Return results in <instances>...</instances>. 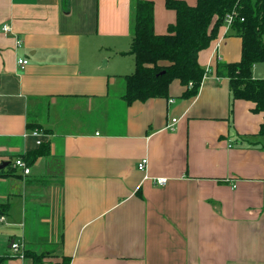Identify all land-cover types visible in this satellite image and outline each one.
<instances>
[{
  "label": "crops",
  "instance_id": "0c3cea01",
  "mask_svg": "<svg viewBox=\"0 0 264 264\" xmlns=\"http://www.w3.org/2000/svg\"><path fill=\"white\" fill-rule=\"evenodd\" d=\"M136 1L0 0L4 264H34L32 253L38 264H264V113L216 75L240 61L242 39L223 26L200 52L196 97L174 81L169 98L127 105ZM152 1L165 35L176 13ZM39 142L50 153L26 175L15 162Z\"/></svg>",
  "mask_w": 264,
  "mask_h": 264
},
{
  "label": "trees",
  "instance_id": "16d2710c",
  "mask_svg": "<svg viewBox=\"0 0 264 264\" xmlns=\"http://www.w3.org/2000/svg\"><path fill=\"white\" fill-rule=\"evenodd\" d=\"M165 6L176 13V23L169 26L167 34L157 35L154 1L137 0L134 5L129 53L134 57L135 71L124 77L126 104L169 98L174 81L185 88L183 98L196 97L206 75L199 64V54L217 38L220 28L225 26V17L236 11L238 17L231 31L242 39L241 59L237 63H218L216 75L229 79L232 100L252 102L255 113H264V79L253 77L254 66L264 64V0H196L195 6L185 0H165ZM259 135L264 137V122ZM49 153V145L41 143L22 160L31 167ZM3 176L0 173V178ZM3 206L0 205V210ZM33 255L27 257L38 264L39 257ZM5 261L0 257V264Z\"/></svg>",
  "mask_w": 264,
  "mask_h": 264
},
{
  "label": "built area",
  "instance_id": "2783aa9c",
  "mask_svg": "<svg viewBox=\"0 0 264 264\" xmlns=\"http://www.w3.org/2000/svg\"><path fill=\"white\" fill-rule=\"evenodd\" d=\"M237 17H238V13L236 11L228 14L225 17V26L228 28H231L234 19ZM241 21H243V19ZM11 30L12 29H11V26L9 24H4L2 26V31L5 34L11 32ZM20 44H21V41H18L17 45H20ZM28 64H29V62L24 58H19L17 60V66L21 71L25 70V68L28 66ZM190 87H192V84H190ZM176 123H177V119H173L167 128L170 131H174V126ZM32 134L36 137H38L40 135V133L37 130L33 131ZM39 144H41V142H39ZM147 165H148V159L144 158L138 164V169L142 172H145L147 169ZM15 166L21 168L23 170L24 174H26V175L30 174V168L26 165V163L23 160H21V159L17 160L15 162ZM154 184L158 185V186H165L167 184V179L156 178V179H154ZM3 222H5V217L2 216V217H0V223H3ZM11 250L13 252V256L19 257V258L25 257L24 256V248L22 245H20L18 243H13L11 246Z\"/></svg>",
  "mask_w": 264,
  "mask_h": 264
},
{
  "label": "water",
  "instance_id": "95a60500",
  "mask_svg": "<svg viewBox=\"0 0 264 264\" xmlns=\"http://www.w3.org/2000/svg\"><path fill=\"white\" fill-rule=\"evenodd\" d=\"M7 163H5L4 165H2L0 168H4L6 166Z\"/></svg>",
  "mask_w": 264,
  "mask_h": 264
},
{
  "label": "rangeland",
  "instance_id": "374dc122",
  "mask_svg": "<svg viewBox=\"0 0 264 264\" xmlns=\"http://www.w3.org/2000/svg\"><path fill=\"white\" fill-rule=\"evenodd\" d=\"M262 137V139H264V137L263 136H261Z\"/></svg>",
  "mask_w": 264,
  "mask_h": 264
}]
</instances>
